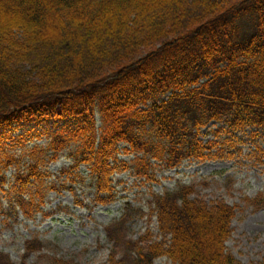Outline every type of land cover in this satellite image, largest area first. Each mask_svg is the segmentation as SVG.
Wrapping results in <instances>:
<instances>
[{
    "label": "trees",
    "instance_id": "16d2710c",
    "mask_svg": "<svg viewBox=\"0 0 264 264\" xmlns=\"http://www.w3.org/2000/svg\"><path fill=\"white\" fill-rule=\"evenodd\" d=\"M250 13L257 24L245 35L239 22ZM211 122L224 126L211 132L221 140L204 143ZM247 129L264 138V0H0V142L23 148L38 131L48 139L25 150L26 166L0 143V208L10 214H43L54 188L43 169L63 151L72 165L61 174L85 166L106 206L115 174L150 177L152 160L174 169L232 157L224 153L234 134ZM194 193L156 196L158 229L170 239L125 243L107 264H238L225 247L235 209Z\"/></svg>",
    "mask_w": 264,
    "mask_h": 264
},
{
    "label": "rangeland",
    "instance_id": "374dc122",
    "mask_svg": "<svg viewBox=\"0 0 264 264\" xmlns=\"http://www.w3.org/2000/svg\"><path fill=\"white\" fill-rule=\"evenodd\" d=\"M252 15H243L239 22L240 32L245 35L257 24L255 13ZM96 122L99 126L98 116ZM223 127L211 122L200 131L199 139L204 143L221 140L211 132ZM252 131L234 134L235 149L224 153L229 152L232 157L184 160L174 169L152 160L150 177H137L129 171L115 174L112 186L116 197L106 206L97 204L94 184L85 166L76 172L78 177L61 174L72 165L68 153L63 151L43 169L46 185L54 186L46 194L43 214L26 220L20 213L10 214L5 204L0 208L1 261L5 264H52L54 261L107 264L110 256L115 254V259L123 256L127 250L125 243L136 244L141 237L148 236L157 241L168 240L169 236L164 237L158 229L154 199L187 186L195 192L193 198L206 204L222 202L235 209L231 235L225 244L234 261L264 264V155L256 150L260 147L264 152V138L250 137ZM21 132V129L15 130L10 136L15 140ZM4 142L3 139L0 143ZM47 142V136L38 131L23 148L10 141L5 142V147L22 158V165L26 166L29 159L25 150L34 145L45 147ZM134 157L121 154L119 159L129 162ZM13 174V169L6 172L8 182L12 181ZM28 241L34 242L28 246L34 249L31 252L26 251ZM151 264L175 263L160 257Z\"/></svg>",
    "mask_w": 264,
    "mask_h": 264
},
{
    "label": "bare ground",
    "instance_id": "6f19581e",
    "mask_svg": "<svg viewBox=\"0 0 264 264\" xmlns=\"http://www.w3.org/2000/svg\"><path fill=\"white\" fill-rule=\"evenodd\" d=\"M96 118H97V115H96ZM120 156V155H119ZM163 195V194H162ZM159 196H161V195H159ZM169 239H170V237H169ZM168 239V240H169ZM151 241L154 243V242H156V243H158V244H161L162 242L161 241H157V240H153V239H151ZM160 257H166V256H159V257H157V258H160ZM156 258V259H157ZM168 258V257H167ZM169 259V258H168Z\"/></svg>",
    "mask_w": 264,
    "mask_h": 264
}]
</instances>
